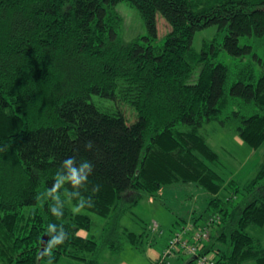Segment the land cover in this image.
Masks as SVG:
<instances>
[{
  "label": "trees",
  "instance_id": "obj_1",
  "mask_svg": "<svg viewBox=\"0 0 264 264\" xmlns=\"http://www.w3.org/2000/svg\"><path fill=\"white\" fill-rule=\"evenodd\" d=\"M123 1L141 13L147 45L119 40ZM158 15L171 28L161 47L151 44ZM212 26L223 41L199 53L195 35ZM246 36L264 37V0H0V264H99L93 257L105 251L140 248L154 231L123 228L127 212L143 194L189 183L213 196L206 212L220 221L204 251L216 264H264V244L247 232L264 224V160L243 187L229 182L224 201L225 180L208 164L219 154L200 131L217 122L253 149L264 145V73L214 62L220 47L240 61L251 55ZM71 156L93 162L87 184L51 192ZM90 214L107 220L99 239Z\"/></svg>",
  "mask_w": 264,
  "mask_h": 264
},
{
  "label": "rangeland",
  "instance_id": "obj_2",
  "mask_svg": "<svg viewBox=\"0 0 264 264\" xmlns=\"http://www.w3.org/2000/svg\"><path fill=\"white\" fill-rule=\"evenodd\" d=\"M116 10L122 19L118 29L119 40L122 43L139 40L142 44L147 45L148 42L145 38H148L150 33L139 10L126 1L120 2L116 6ZM157 24L158 38L154 39L151 44L161 47L164 44L165 36L171 28L161 15L157 16ZM222 41L223 33H220L216 26H212L196 33L193 46L199 53L209 52L212 46H216L217 43ZM240 46H251L253 48L252 54L246 55L240 61L239 58L229 55L220 47L214 62H221L230 67H234L237 62H247L254 66L258 75L263 74L264 37H242ZM253 54L257 55L261 61L255 59ZM95 100L98 99L95 98ZM111 103L114 104V102ZM126 106L133 110L130 106ZM124 110L130 118H133V120L128 119V123H134L137 120L136 112L133 110L136 115V118H134L132 111L127 108H124ZM200 131L206 137L208 144L219 154L220 160L218 162H209L208 164L225 180V185L219 197L227 201L232 196V191L228 185L230 181H236L238 185L243 187L257 175L264 160V145L259 149H253L240 139L234 131L223 128L217 122L204 125ZM212 197L203 188L193 183L166 186L156 198L152 199L148 195L143 194L140 202L133 205L127 212L128 214L124 216L121 224L123 228L136 234L147 232L150 228L153 230L155 228L154 225H158L159 229L153 230L154 232L150 233V236H146L140 248L126 243L120 253L115 254L105 251L103 256H95L93 260L98 261L99 264H156L152 254L158 253V260L163 257L173 236L180 232L182 225L185 224L184 221L189 222L192 220L193 214L195 216H203L198 222L199 227L208 224L215 215L214 212H206L208 202ZM234 204L237 206L236 213H238L243 205L240 196L234 197ZM80 213H84V211ZM90 215L93 227L89 235L99 239L107 220L96 215ZM247 232L264 244V224H252L247 228ZM153 238L156 239L153 240ZM187 257L185 258L187 259ZM175 260L174 258H169L168 264H174ZM57 264L85 263L69 257H63ZM245 264L257 263L252 261Z\"/></svg>",
  "mask_w": 264,
  "mask_h": 264
},
{
  "label": "built area",
  "instance_id": "obj_3",
  "mask_svg": "<svg viewBox=\"0 0 264 264\" xmlns=\"http://www.w3.org/2000/svg\"><path fill=\"white\" fill-rule=\"evenodd\" d=\"M220 221V217L214 215L207 225L199 227L194 222H186L180 232L175 234L168 244L163 257L156 264H168L169 258L178 255H187L194 258L193 264H216V257L212 253H206L204 248L211 239L212 226ZM159 229L158 225H154Z\"/></svg>",
  "mask_w": 264,
  "mask_h": 264
},
{
  "label": "clouds",
  "instance_id": "obj_4",
  "mask_svg": "<svg viewBox=\"0 0 264 264\" xmlns=\"http://www.w3.org/2000/svg\"><path fill=\"white\" fill-rule=\"evenodd\" d=\"M93 147H94V145H93L92 141H88L85 144L86 150H92ZM79 161L80 162L77 164L76 163L77 162L76 156L68 157L67 159L62 161L60 167L65 169L67 174L66 175H61V174L56 175L55 183H54L52 189L50 190L51 192H56L58 189L61 188V186L65 182H68L73 187H78L82 184H87L89 177L92 174L94 164L92 161H90L86 158H80ZM90 206H91V200L89 198L88 207H90ZM83 209H84L83 208V202H81V204L78 205L74 209V211L77 213H80ZM53 212L55 213L56 210L53 209ZM65 239L66 238L62 234L60 237L55 238L52 241H50L46 245L42 255L51 254V250H52L53 245H58V246L62 245L65 242Z\"/></svg>",
  "mask_w": 264,
  "mask_h": 264
},
{
  "label": "crops",
  "instance_id": "obj_5",
  "mask_svg": "<svg viewBox=\"0 0 264 264\" xmlns=\"http://www.w3.org/2000/svg\"><path fill=\"white\" fill-rule=\"evenodd\" d=\"M191 219H193V218L191 217ZM191 221L193 222V220H191ZM155 239L156 238H153V240H155ZM152 255L154 257L155 263H157V261H158V253H154ZM185 257H187V256L179 255V256L175 257L174 259H176V260H175L174 264H191L194 261V258L193 257H187V259Z\"/></svg>",
  "mask_w": 264,
  "mask_h": 264
},
{
  "label": "water",
  "instance_id": "obj_6",
  "mask_svg": "<svg viewBox=\"0 0 264 264\" xmlns=\"http://www.w3.org/2000/svg\"><path fill=\"white\" fill-rule=\"evenodd\" d=\"M46 243H47V239H46V237H44V238H43V246H45Z\"/></svg>",
  "mask_w": 264,
  "mask_h": 264
}]
</instances>
